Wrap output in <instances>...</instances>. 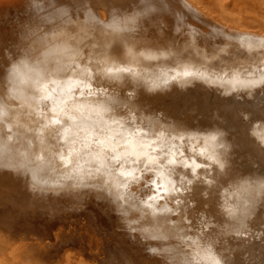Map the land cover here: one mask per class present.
Returning a JSON list of instances; mask_svg holds the SVG:
<instances>
[{
    "label": "snow or ice",
    "instance_id": "obj_1",
    "mask_svg": "<svg viewBox=\"0 0 264 264\" xmlns=\"http://www.w3.org/2000/svg\"><path fill=\"white\" fill-rule=\"evenodd\" d=\"M27 7L0 32V219L75 189L119 228L106 264H264V41L181 0ZM173 91L192 119L147 103Z\"/></svg>",
    "mask_w": 264,
    "mask_h": 264
},
{
    "label": "rangeland",
    "instance_id": "obj_2",
    "mask_svg": "<svg viewBox=\"0 0 264 264\" xmlns=\"http://www.w3.org/2000/svg\"><path fill=\"white\" fill-rule=\"evenodd\" d=\"M193 2L199 5L197 7L198 9L201 8L202 10L206 9L204 11H206V13L212 14L213 16L215 15V18L216 16L222 15V17L226 18L229 21H235L230 17L240 16L239 18L242 19L244 18L245 20L248 19L249 21L250 20L254 21L255 19L258 21L260 20L259 17L261 18L263 17L262 19L264 22V0H193ZM193 2H191V4H194ZM28 3L29 0H0V32H2L4 36L9 35L10 30L12 29L14 23H18L21 18L27 16L26 12H29V8L27 7ZM221 5L222 7H220ZM238 7L241 10V12L238 9ZM220 8H222L223 11L222 9L220 11ZM247 8L249 9V12L247 11L248 10ZM102 13L104 14L102 15ZM196 13L198 14L196 15ZM196 13L192 12L194 17L198 16L202 18L203 21H206V19H208L210 20V23L214 22L211 21V19H213L212 17L209 18L203 12L196 11ZM100 14L103 17V18L101 17L102 19H105L107 16V13L105 11H101ZM256 16L258 17V19L255 18ZM217 18H216V23L214 22L213 24H215L219 28H222L227 32H234L236 30L230 28L231 27L230 23L224 22L226 24H222L220 22H217ZM202 28L201 31L205 33L206 28L205 27ZM235 32L240 33L241 30L239 31L236 30ZM248 33L252 35V32H247V35ZM210 42L211 41H207V43ZM68 190L71 191L69 192ZM68 193H70V195ZM28 194H31V191H29ZM44 194H43V197L45 196L44 198H52L51 197L52 195L68 194L70 196L69 197L70 199L68 198L69 200L68 203L64 201L63 204H60V202H54L55 203L54 206L56 205L57 207L58 205H60L59 207H57V209L63 208L64 209V210L62 209L63 211L54 208L55 209L54 211L49 212L48 210L40 209L38 207L36 210V209H32L23 202H19L18 206H16L15 208H13L11 204L6 205L7 209H11V210H6L4 217L0 219V248L2 246L4 247V245H7L6 242L9 243L10 237L11 238L14 237L15 240L12 244L8 246L6 250L3 251V249H0V258L4 259L2 261L3 264H99V261L100 264H106L107 261L113 258L111 256L112 255L111 252L108 251V249L111 245H113L114 241H119L122 239V237L119 236V228L118 227L115 228L111 219L105 221V224H102L100 226V228L105 229L104 231H101L103 229L100 230V228L96 229L97 221L96 220L94 221L97 215L94 213L95 205H89L88 206L89 208L87 207L88 209L86 208L85 211V207L83 206L82 202H79V199H77V190L75 189L74 190L65 189V191L63 192L51 193L52 194L51 196H49L50 193H44ZM40 195L41 194L39 193V196ZM57 203L59 204L57 205ZM78 205H81L82 207L81 206L76 207ZM73 206L79 209L74 210L75 208ZM69 211L70 212L74 211V212L70 213ZM87 212L90 213L89 216L88 215L86 216V214H88ZM92 213L94 214L92 215ZM71 214H74V216H72ZM61 225L63 226L61 227ZM93 225H95L94 226L95 228L93 227ZM16 226L18 228H16ZM33 226L40 228V230L43 228L42 231L44 230V227L45 228L47 227V229L44 230L46 233H41L42 231H38L39 229L36 230V227L34 228ZM50 229L52 230V232ZM95 229L97 231L99 230L100 233L99 231L97 232ZM62 230L64 231L67 230L66 234L68 235L65 236L64 231L62 232ZM36 231H38V233ZM74 231L77 233H75ZM112 231H116V232H112ZM115 233L118 235H115ZM39 234L41 235V238ZM42 234L44 235L47 234L48 236L47 235L43 236ZM70 234L72 235V237L71 236L69 237ZM98 234L100 235V237L98 236ZM62 236H65V238L68 236L67 238L70 239L73 238V239L72 240L67 239L68 240L67 241ZM69 240L72 241L73 243H71ZM32 245L35 246V248ZM104 246L105 247L107 246L106 249H104L105 248ZM14 255L16 258L15 257L13 258ZM66 257H69L71 259L69 261H66Z\"/></svg>",
    "mask_w": 264,
    "mask_h": 264
},
{
    "label": "bare ground",
    "instance_id": "obj_3",
    "mask_svg": "<svg viewBox=\"0 0 264 264\" xmlns=\"http://www.w3.org/2000/svg\"><path fill=\"white\" fill-rule=\"evenodd\" d=\"M185 1V2H184ZM181 0V2L182 3H186L187 5H188V7L191 9V12H194V13H196V11L197 12H203L205 15H207L209 18L210 17H212L213 19H211V21L213 22H215L216 23V18H217V22H220V23H222V24H226V23H230L231 24V27L230 28H232V29H236V30H241V32L239 33V32H227V31H225V30H223L222 28H219L218 26H216L215 24H213V23H210V20H208V19H206V22H208V25H215L216 26V29L217 30H221V31H223L224 32V34H226V35H229V34H235L236 36H237V38L239 39V38H241V37H243V38H249V39H252V40H255V41H264V22H263V17L261 18V17H259V19L260 20H255L254 18H252V19H254V21L252 20H248V19H242V18H239L240 16H238V17H234V16H231L230 18H232V19H234L235 21H229V20H227L226 18H224V17H222V15L220 16H216V18H215V15L213 16L212 14H209V13H206V11H204V10H206V9H204V10H202V8L201 9H198L197 7L199 6V5H197V3H195V2H193V0ZM193 2L194 4H191V2ZM219 5V4H218ZM234 6V5H233ZM220 7H222V5L220 6ZM195 8H197V9H194ZM200 8V7H199ZM251 8V7H250ZM28 9V8H27ZM221 9L222 8H220V11H221ZM238 9H239V7H238ZM243 9V8H242ZM248 9V8H247ZM234 10V9H233ZM240 10V9H239ZM246 10V9H245ZM244 10V11H245ZM222 11H223V9H222ZM248 12H249V9L247 10ZM208 12V11H207ZM240 12H241V10H240ZM243 12V11H242ZM222 13V12H221ZM225 13V12H224ZM239 13V12H238ZM26 14L28 15L29 14V12H26ZM104 13H102V15H103ZM198 13H196V15H197ZM214 14H216V13H214ZM226 14V13H225ZM243 14V13H242ZM251 14V13H250ZM102 15L100 14V17H102ZM200 15V14H199ZM240 15V14H239ZM244 15V14H243ZM253 15V14H252ZM258 15V14H257ZM242 16V15H241ZM259 16V15H258ZM250 17V16H249ZM248 17V18H249ZM252 17H254V16H252ZM103 18V17H102ZM101 18V19H102ZM256 19H258V17L256 16L255 17ZM221 21H223V22H221ZM248 21V22H247ZM224 22H226V23H224ZM205 28H206V32H205V34H207L211 29H210V27L209 26H205ZM203 29V28H202ZM243 32V33H242ZM246 34H245V33ZM247 32H252V35L251 34H249L248 33V35H247ZM203 46H206L207 47V51L208 52H211L212 51V49H211V42L210 43H207V41H201L200 42ZM208 44V45H207ZM147 103H149V104H151L154 108H157V109H163V110H165V111H168L171 115H173V116H176V117H180V118H186V119H192V117H193V113H192V111H190V108H185L184 107V103H183V97L182 96H179L175 91H173L171 94H169V95H167V96H157V97H153V98H150L148 101H147ZM190 107H195V109H196V114L198 115L199 114V112L203 109V104L202 103H197L196 105H194V106H190ZM23 190V189H22ZM74 190V189H73ZM65 191V190H64ZM69 191V190H68ZM71 191V190H70ZM69 191V192H70ZM66 192H67V190H66ZM73 192V191H72ZM69 195H70V193H68ZM68 194H60V195H52L51 193L49 194V196H51L52 198H42V199H36L35 197H33V194L31 193V194H28V197L30 198V201H32V202H25V200H24V198L23 197H20V199H19V202H23L24 204H27L29 207H31L32 209H36L37 210V207L38 208H40V209H44V210H48L49 212H52V211H54L55 209L54 208H56L57 209V207H59L60 205H58L59 203H57V207H56V205L54 206V202H60V204H63L64 203V201L66 202V203H68L69 202V200H68V198L70 197ZM45 195V194H44ZM47 195V194H46ZM35 196L36 197H39V193L37 194H35ZM48 196V197H49ZM71 196H74V195H71ZM72 198V197H71ZM70 199V198H69ZM78 199V198H77ZM79 202H81V200L79 199ZM77 203V202H76ZM81 204V203H80ZM69 205V204H68ZM81 205H78V206H76V207H80ZM62 207V206H61ZM74 207V206H73ZM82 207V206H81ZM12 208V207H11ZM13 208H15V207H13ZM71 208V207H70ZM75 208V207H74ZM84 208V207H83ZM82 208V209H83ZM89 208V207H88ZM87 208V209H88ZM63 209V208H62ZM62 209H57V210H62ZM79 208H75L74 210H78ZM64 210V209H63ZM62 210V211H63ZM91 210H92V208H91ZM90 210V211H91ZM85 211H86V208H85ZM90 211H88V212H90ZM43 212V211H42ZM56 212H58V211H56ZM70 212V211H69ZM74 211H72V212H70V213H73ZM79 212V211H78ZM87 212V213H88ZM13 213V212H12ZM81 213V212H80ZM86 213V212H85ZM95 214H97L96 212H94ZM94 213H92V215L94 214ZM16 214V213H15ZM82 214V213H81ZM89 214L90 213H88V214H86V216L88 215L89 216ZM72 216H74V214H71ZM91 215V216H92ZM82 216H84V215H82ZM86 216H85V218H86ZM14 218V217H13ZM54 218V217H53ZM94 218H95V215H94ZM83 219H84V217H83ZM91 219H93V218H91ZM56 220V219H55ZM82 220V219H81ZM86 220V219H85ZM84 220V221H85ZM96 219H94V221H95ZM87 221V220H86ZM89 221H92V220H89ZM57 223V222H56ZM64 223V222H63ZM66 223V222H65ZM95 223V222H94ZM113 223V222H112ZM105 224V223H104ZM60 225V224H59ZM108 225V224H107ZM63 225H61V227H62ZM95 225H93V227H94ZM34 227V226H33ZM36 227V226H35ZM34 227V228H35ZM104 227V226H103ZM112 227H114V226H112ZM16 228H18L17 226H16ZM48 228H50V227H48ZM95 228V227H94ZM116 228V227H115ZM39 229V230H38ZM43 229V228H42ZM42 229L40 230V228H37L36 227V230H38V231H42ZM45 229H47V227L45 228L44 227V230ZM53 229V228H52ZM55 229V228H54ZM66 229V228H65ZM70 229V228H69ZM97 229V228H96ZM95 229V230H96ZM101 229H103V228H100V230ZM43 230V231H44ZM49 230V229H48ZM47 230V231H48ZM51 230V229H50ZM68 230V229H67ZM67 230H62V232L64 231V234H65V236L66 235H68V234H66V231ZM105 229H103V230H101V231H104ZM113 230H115V229H113ZM35 231V230H34ZM38 231H36L37 233H38ZM41 232V233H46L45 231L44 232ZM97 231V230H96ZM99 231V230H98ZM97 231V232H98ZM51 232H52V230H51ZM69 232V231H68ZM71 232H73V231H71ZM75 232V231H74ZM112 232H116V231H112ZM36 233V234H37ZM70 233V232H69ZM75 233H77V232H75ZM99 233H100V231H99ZM60 234V233H59ZM63 234V233H62ZM63 234V235H64ZM72 234V233H71ZM69 235V237L71 236L72 237V235ZM38 235V234H37ZM43 236H45V235H47V234H42ZM113 235V234H112ZM115 235H118V234H116L115 233ZM12 236V235H11ZM39 236H40V238H41V235L39 234ZM42 236V237H43ZM48 236V235H47ZM65 236H62L63 238H65ZM98 236L100 237V235L98 234ZM120 236V235H119ZM52 237V236H51ZM68 237V236H67ZM65 238L66 240L67 239H70V238ZM75 237V236H74ZM105 237V236H104ZM103 237V238H104ZM47 238V237H46ZM114 238V237H113ZM51 239V238H50ZM73 239V238H72ZM72 239H70V240H72ZM14 240H15V238L13 237V238H9V243L8 242H6V244L7 245H4V247L2 246L0 249H3V251L4 250H6L7 248H8V246L10 245V244H12L13 242H14ZM69 240V241H70ZM42 241V240H41ZM51 241V240H50ZM49 241V242H50ZM65 241V240H64ZM68 241V240H67ZM102 241V240H101ZM53 242V241H52ZM51 242V243H52ZM71 243H73L72 241H70ZM70 242H69V244H70ZM106 242V241H105ZM106 244V243H105ZM33 246V245H32ZM38 246V245H37ZM67 246H68V244H67ZM34 248H35V246H33ZM59 247V246H58ZM105 247V246H104ZM107 247V246H106ZM106 247L104 248V249H106ZM9 251V250H8ZM34 251V250H33ZM109 251V250H108ZM15 252V251H14ZM36 252V251H35ZM107 252V251H106ZM29 253V252H28ZM33 253V252H32ZM7 254V253H6ZM36 254V253H35ZM112 256V255H111ZM15 257V255L13 256V258ZM96 257V256H95ZM11 258V257H10ZM16 258V257H15ZM112 258V257H111ZM71 258H69V257H66V261H69ZM104 259V258H103ZM4 259H2V258H0V264H3L2 263V261H3ZM14 260V259H13ZM97 260V259H96ZM13 262V261H12ZM99 264H100V261H99Z\"/></svg>",
    "mask_w": 264,
    "mask_h": 264
}]
</instances>
